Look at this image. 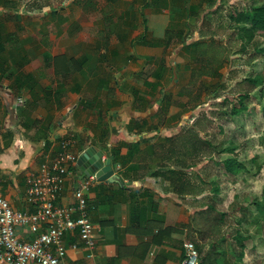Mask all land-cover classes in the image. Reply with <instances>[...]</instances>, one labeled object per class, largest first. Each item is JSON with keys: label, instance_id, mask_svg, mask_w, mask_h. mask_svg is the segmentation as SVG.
Instances as JSON below:
<instances>
[{"label": "crops", "instance_id": "crops-1", "mask_svg": "<svg viewBox=\"0 0 264 264\" xmlns=\"http://www.w3.org/2000/svg\"><path fill=\"white\" fill-rule=\"evenodd\" d=\"M1 1L2 194L15 209L34 210L27 181L65 138L79 155L88 145L103 149L104 158L114 150L119 180L97 178L87 191L98 226L95 255L75 230L66 237V259L181 264L194 209L189 195L176 193L169 178L154 172L176 168L170 143L190 126L183 92L189 79L181 75L191 74L193 38L164 43L186 0ZM85 176L80 166L72 168L58 204L74 203ZM16 231L22 239L34 237L27 225Z\"/></svg>", "mask_w": 264, "mask_h": 264}, {"label": "rangeland", "instance_id": "rangeland-1", "mask_svg": "<svg viewBox=\"0 0 264 264\" xmlns=\"http://www.w3.org/2000/svg\"><path fill=\"white\" fill-rule=\"evenodd\" d=\"M20 1L27 3L31 0ZM34 1L32 0L33 3ZM199 1L201 0H186L183 5L188 6L176 10V25L171 24V26L181 25L185 29L183 25L186 18H183V13L187 17L189 5L197 4ZM250 1L218 0L217 4L215 3L206 11L207 13L204 12L206 17L213 19L216 25V28L212 27V30L218 31L215 37L232 45L233 52L240 49L241 40L235 37L237 23L230 18V15L234 10L244 9L245 4ZM204 5L207 3L204 2ZM219 9H221L220 12H213ZM180 11L181 16L178 13ZM187 19L188 30L186 29L185 36L188 39L194 38L195 35H199L196 31L199 28L197 27L194 33L189 29V25H194L196 20L190 17ZM234 55V64L221 69L222 73H225L226 88L220 87L217 77L202 78L195 87V91L201 93L206 103L200 108L201 115H193L194 110L186 113L189 125H192V121L198 117L208 115V118H201V124L204 127L201 135L215 145V147L208 146L201 164L192 169L194 178L200 183L203 181L204 191L197 195L198 197L189 196L188 203H193L202 197L205 202L214 203L215 209L209 217L224 211L229 212L220 233H217L215 229L208 232L211 235H217V244L212 247L210 244L212 237L201 240L199 261L212 249V253L214 251L219 253L217 257L219 261L216 263L215 257L211 256L213 262L210 264H264V36L258 35L247 53H234ZM232 71L235 72L231 75ZM257 74L262 76L263 84L253 89L247 100V108L237 114L232 113L231 104L223 102V98L228 95L235 101L232 95L238 91V81ZM181 77L182 80L190 79L187 72H184ZM249 86L248 83L245 88ZM191 87V83H188L187 88ZM216 93H221V97L216 98ZM187 97L189 98V95ZM230 157L236 158L239 165L227 172V166L223 161ZM189 206L191 207L190 204ZM238 227H241L244 234L249 236L242 259L237 258L240 248L234 237ZM222 235H226V240L220 239ZM217 252L213 255L216 256Z\"/></svg>", "mask_w": 264, "mask_h": 264}, {"label": "trees", "instance_id": "trees-1", "mask_svg": "<svg viewBox=\"0 0 264 264\" xmlns=\"http://www.w3.org/2000/svg\"><path fill=\"white\" fill-rule=\"evenodd\" d=\"M217 1L218 0H201L197 4H190L187 11V17L196 20V26H194L195 24L189 25V29L195 33L197 27L199 28L196 30L199 32V35L196 36L194 34L193 41L189 44V46L193 48L195 55L189 79V84L191 83L192 87H186L183 90L185 95H189L186 105L188 106V110H194L193 115H201V113H199L200 108L206 104L200 95L201 93L195 91L196 84L199 80L204 77H217L220 82V87L225 89V73H222L221 69L225 66H232V64H234V53H247L254 39L258 35L264 36V0H251L245 4L244 9L234 10L230 15V18L237 23L235 27V37L241 40L240 49L237 52H233L232 45H228L224 43L222 39H217L215 37L218 31L212 29L216 28V25L213 19L206 17V11L211 8V6H214L215 3L217 4ZM1 2L8 6H17L18 3H20L18 0H2ZM204 2H206L207 5H204ZM220 10L221 9L213 12L217 13L218 11L220 12ZM204 12L206 13L204 14ZM200 21L201 25H199ZM185 32L182 26L168 27L165 32V45L182 43L187 38ZM234 72L235 71H232L230 74L232 75ZM248 83L250 86L245 88ZM261 84H263V78L259 74L245 77L243 80L238 81V91H236L237 93L235 95H232L235 101L227 95L223 98V102L231 104V112L237 114L248 107L247 100L251 96V92ZM215 96L216 98H220L221 93H216ZM202 117L208 118V115L198 117V119L194 120L192 125L187 128H182L180 132L172 138L168 157L176 164V168L166 171L157 170L154 172L155 174L169 178L174 184L175 192L183 196H199L200 193H203V181L200 183L194 178L192 169L201 164L203 156H205L204 152L208 146L215 147L209 139L201 135V131H204V127L201 124ZM159 146L162 147L163 144ZM115 155V151L113 150L111 157L113 156V159H116ZM223 162L227 166V172L239 165L238 160L233 157L225 159ZM189 204L193 207L194 212L189 222L191 230L188 240L195 242L199 252L201 251L202 239L212 237L213 239H211L210 244L212 247L215 246L217 244V235H211V233L208 232L215 229L217 233H220L229 212L224 211L219 213V215L209 217L210 213L215 209V204L208 201L205 202L203 197ZM234 237L240 248L237 258L242 259L245 255L244 249L246 248V241L249 239V236L244 234L241 227H238ZM226 238V235L220 237L221 240H226ZM216 252L217 251H214L212 253V249L209 250L207 255L200 259L199 264L212 263V257H215V262L217 263V261H219V258H217L219 257V253L217 252L216 256L213 255Z\"/></svg>", "mask_w": 264, "mask_h": 264}, {"label": "built area", "instance_id": "built-area-1", "mask_svg": "<svg viewBox=\"0 0 264 264\" xmlns=\"http://www.w3.org/2000/svg\"><path fill=\"white\" fill-rule=\"evenodd\" d=\"M71 145V138L61 141L60 149L54 155H47L41 163V172L28 179L26 198L34 210L15 209L0 188V264H73L66 259V237L75 230L90 249L89 256L95 255L98 226L90 217L87 196L97 179L95 174L80 180L72 205L57 202L67 175L72 168L79 167V154ZM19 225H27L34 237L30 240L20 238L16 231ZM70 246L76 248L78 244ZM184 249L181 264H199L200 253L195 242L187 240Z\"/></svg>", "mask_w": 264, "mask_h": 264}, {"label": "water", "instance_id": "water-1", "mask_svg": "<svg viewBox=\"0 0 264 264\" xmlns=\"http://www.w3.org/2000/svg\"><path fill=\"white\" fill-rule=\"evenodd\" d=\"M105 151L96 145H88L78 157V165L87 174L95 176L99 180H119L115 173L112 157L104 158Z\"/></svg>", "mask_w": 264, "mask_h": 264}]
</instances>
